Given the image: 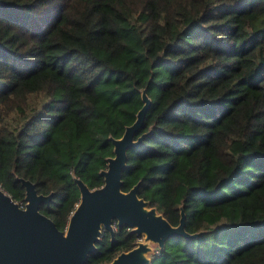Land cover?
<instances>
[{
	"label": "trees",
	"instance_id": "16d2710c",
	"mask_svg": "<svg viewBox=\"0 0 264 264\" xmlns=\"http://www.w3.org/2000/svg\"><path fill=\"white\" fill-rule=\"evenodd\" d=\"M142 89L121 189L202 232L152 264H264V0H0V187L21 207L19 179L53 193L39 210L64 231ZM138 240L103 232L86 264Z\"/></svg>",
	"mask_w": 264,
	"mask_h": 264
},
{
	"label": "water",
	"instance_id": "95a60500",
	"mask_svg": "<svg viewBox=\"0 0 264 264\" xmlns=\"http://www.w3.org/2000/svg\"><path fill=\"white\" fill-rule=\"evenodd\" d=\"M141 101L135 121L125 127L120 138H111L113 156L106 159L107 167L99 173L103 185L90 189L80 179H74L80 197L64 231L39 210L41 205H49L53 193L38 194L34 183L19 179L25 190L21 207L0 187V264H86L103 231L114 237V222L118 229L128 228L140 241L107 264H152L153 246L161 251L170 239L192 240L201 235L202 232L185 231L182 207L178 225L172 226L138 196L139 183L127 192L121 189L127 152L145 137L143 134L135 139L151 105L146 89L141 90Z\"/></svg>",
	"mask_w": 264,
	"mask_h": 264
},
{
	"label": "built area",
	"instance_id": "2783aa9c",
	"mask_svg": "<svg viewBox=\"0 0 264 264\" xmlns=\"http://www.w3.org/2000/svg\"><path fill=\"white\" fill-rule=\"evenodd\" d=\"M21 206V205H20ZM112 226H113V229H114V231L116 232L117 230H118V228H117V226H116V223L114 222L113 224H112ZM155 252L154 253H158V249L156 248V250H154Z\"/></svg>",
	"mask_w": 264,
	"mask_h": 264
},
{
	"label": "rangeland",
	"instance_id": "374dc122",
	"mask_svg": "<svg viewBox=\"0 0 264 264\" xmlns=\"http://www.w3.org/2000/svg\"><path fill=\"white\" fill-rule=\"evenodd\" d=\"M138 241H140V240H138ZM156 248H157L156 246H153V249L156 250ZM154 252H155V251H154ZM154 252L150 255L151 258H152L155 254H157V253H154Z\"/></svg>",
	"mask_w": 264,
	"mask_h": 264
},
{
	"label": "flooded vegetation",
	"instance_id": "af4514ba",
	"mask_svg": "<svg viewBox=\"0 0 264 264\" xmlns=\"http://www.w3.org/2000/svg\"><path fill=\"white\" fill-rule=\"evenodd\" d=\"M103 232H106V231H103ZM103 232H102V233H103Z\"/></svg>",
	"mask_w": 264,
	"mask_h": 264
}]
</instances>
